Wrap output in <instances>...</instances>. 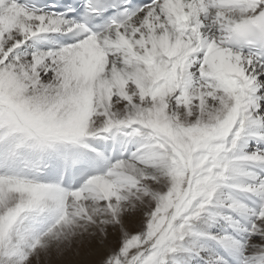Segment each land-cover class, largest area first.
Instances as JSON below:
<instances>
[{"label": "snow or ice", "instance_id": "obj_1", "mask_svg": "<svg viewBox=\"0 0 264 264\" xmlns=\"http://www.w3.org/2000/svg\"><path fill=\"white\" fill-rule=\"evenodd\" d=\"M0 264H264V0H0Z\"/></svg>", "mask_w": 264, "mask_h": 264}]
</instances>
